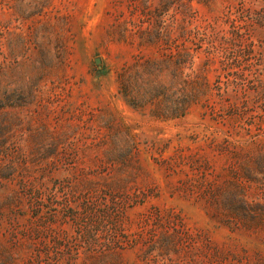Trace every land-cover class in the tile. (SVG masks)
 Wrapping results in <instances>:
<instances>
[{
    "label": "rangeland",
    "instance_id": "obj_1",
    "mask_svg": "<svg viewBox=\"0 0 264 264\" xmlns=\"http://www.w3.org/2000/svg\"><path fill=\"white\" fill-rule=\"evenodd\" d=\"M0 264H264V0H0Z\"/></svg>",
    "mask_w": 264,
    "mask_h": 264
},
{
    "label": "trees",
    "instance_id": "obj_2",
    "mask_svg": "<svg viewBox=\"0 0 264 264\" xmlns=\"http://www.w3.org/2000/svg\"><path fill=\"white\" fill-rule=\"evenodd\" d=\"M179 105H183V104H179ZM175 111H179V107H177Z\"/></svg>",
    "mask_w": 264,
    "mask_h": 264
},
{
    "label": "water",
    "instance_id": "obj_3",
    "mask_svg": "<svg viewBox=\"0 0 264 264\" xmlns=\"http://www.w3.org/2000/svg\"><path fill=\"white\" fill-rule=\"evenodd\" d=\"M96 62H99V59L98 58H96V60H95Z\"/></svg>",
    "mask_w": 264,
    "mask_h": 264
}]
</instances>
